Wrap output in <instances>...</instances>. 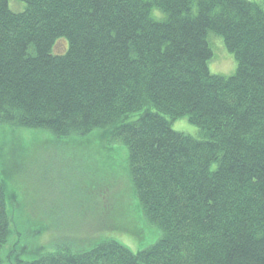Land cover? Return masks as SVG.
I'll return each instance as SVG.
<instances>
[{
  "label": "trees",
  "instance_id": "obj_1",
  "mask_svg": "<svg viewBox=\"0 0 264 264\" xmlns=\"http://www.w3.org/2000/svg\"><path fill=\"white\" fill-rule=\"evenodd\" d=\"M15 1L21 12L0 0V139L87 138L92 180L100 152L121 146L159 237L136 254L113 239L48 250L19 180L10 198L0 182V264H264V0ZM209 35L233 75L209 72ZM182 119L195 136L172 129ZM99 133L107 148L90 142Z\"/></svg>",
  "mask_w": 264,
  "mask_h": 264
},
{
  "label": "rangeland",
  "instance_id": "obj_2",
  "mask_svg": "<svg viewBox=\"0 0 264 264\" xmlns=\"http://www.w3.org/2000/svg\"><path fill=\"white\" fill-rule=\"evenodd\" d=\"M9 8L21 12L23 5L9 0ZM208 42L213 53L208 63L209 72L225 77L233 75L236 62L222 41L209 35ZM65 47V43L58 42L55 50L62 52ZM136 118L132 116L130 121ZM172 129L190 136L197 133L185 119L173 122ZM18 131L6 129L2 133L0 182L5 185L10 198L18 194L16 184L19 180L22 197L19 194L18 197L25 206L24 218L27 223L44 227L45 233L35 236L37 244L49 250L54 244L113 239L136 254L157 241L159 233L149 227L136 210L125 168L126 150L121 146H110L103 133L91 137L90 142L102 143L105 148L108 144L115 153L119 152L110 155L102 149V158L96 161L93 157L103 177L92 180L96 173L92 174L89 167L94 162L85 164L83 161V154L92 148L86 144L87 138L59 141L46 131ZM77 152H80L79 156ZM1 165L7 172L3 173L6 170ZM79 169L82 175L77 174Z\"/></svg>",
  "mask_w": 264,
  "mask_h": 264
}]
</instances>
